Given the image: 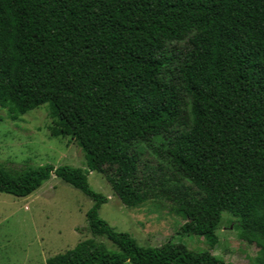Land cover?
Here are the masks:
<instances>
[{
    "label": "trees",
    "instance_id": "trees-1",
    "mask_svg": "<svg viewBox=\"0 0 264 264\" xmlns=\"http://www.w3.org/2000/svg\"><path fill=\"white\" fill-rule=\"evenodd\" d=\"M44 104L87 168L3 162L0 192L27 196L53 173L94 204L91 236L42 264H236L140 246L99 216L90 171L126 206L165 202L210 247L230 212L264 264V0H0V105L17 118Z\"/></svg>",
    "mask_w": 264,
    "mask_h": 264
},
{
    "label": "rangeland",
    "instance_id": "rangeland-1",
    "mask_svg": "<svg viewBox=\"0 0 264 264\" xmlns=\"http://www.w3.org/2000/svg\"><path fill=\"white\" fill-rule=\"evenodd\" d=\"M49 106L44 104L17 118L0 105V163L28 162L34 166L52 164L87 168L85 153L70 136H54ZM143 161L156 166L159 158L145 145ZM91 188L107 196L99 216L116 230L128 232L143 247L166 242L183 243L195 251L209 249L226 262L251 264L259 248L238 236L237 217L224 211L217 226L218 243L210 247L204 237L182 233L185 222L163 201L147 200L139 206L124 205L103 174L90 171ZM94 200L55 174L27 196L0 192V264H42L49 257L73 248L90 237L87 211ZM108 249L117 245L97 237ZM123 264H132L129 261Z\"/></svg>",
    "mask_w": 264,
    "mask_h": 264
}]
</instances>
